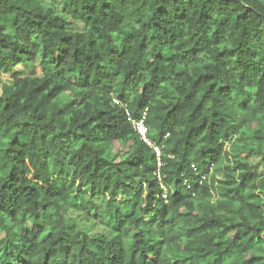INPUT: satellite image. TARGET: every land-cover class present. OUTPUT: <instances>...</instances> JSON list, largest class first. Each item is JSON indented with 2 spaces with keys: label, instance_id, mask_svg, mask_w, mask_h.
<instances>
[{
  "label": "trees",
  "instance_id": "16d2710c",
  "mask_svg": "<svg viewBox=\"0 0 264 264\" xmlns=\"http://www.w3.org/2000/svg\"><path fill=\"white\" fill-rule=\"evenodd\" d=\"M62 1L0 0V264H264V0Z\"/></svg>",
  "mask_w": 264,
  "mask_h": 264
},
{
  "label": "built area",
  "instance_id": "2783aa9c",
  "mask_svg": "<svg viewBox=\"0 0 264 264\" xmlns=\"http://www.w3.org/2000/svg\"><path fill=\"white\" fill-rule=\"evenodd\" d=\"M117 102L118 100L114 99V103H117ZM124 108H125L127 119L130 122L135 133L138 135L139 140L145 143L154 152L156 166H157L155 175H156L157 180L160 183V188L162 190V196L164 199H166L168 195V188L162 181V174L160 172V168L162 165V151H161L160 145L156 143L155 141H153L149 137V134H147L148 128L146 126V109L141 113L139 117L136 118L131 115V113L128 111L126 107ZM194 170H196L195 167H194Z\"/></svg>",
  "mask_w": 264,
  "mask_h": 264
},
{
  "label": "rangeland",
  "instance_id": "374dc122",
  "mask_svg": "<svg viewBox=\"0 0 264 264\" xmlns=\"http://www.w3.org/2000/svg\"><path fill=\"white\" fill-rule=\"evenodd\" d=\"M45 3H52L54 4L57 8H62L63 7V1L62 0H42ZM72 29H82L83 26L80 22H73L71 25ZM40 38L39 36H36L35 39L33 40L36 46V50L38 52H40L41 50V42L39 41ZM25 70L28 71L29 73H39L40 70V59L39 57L36 58L35 61H33L32 63H27L24 65ZM23 68V69H24ZM5 145V141H0V148H2ZM251 163L255 166L256 171L259 172H264V165L261 163H258V157L254 156L250 158ZM83 228H88V229H93V230H97L100 229V227L97 225L96 222H94V224H90V222H85L84 224H82ZM262 235L264 236V233H262Z\"/></svg>",
  "mask_w": 264,
  "mask_h": 264
}]
</instances>
